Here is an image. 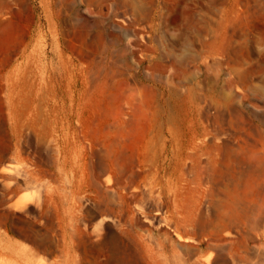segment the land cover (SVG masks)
<instances>
[{
  "label": "rangeland",
  "instance_id": "rangeland-1",
  "mask_svg": "<svg viewBox=\"0 0 264 264\" xmlns=\"http://www.w3.org/2000/svg\"><path fill=\"white\" fill-rule=\"evenodd\" d=\"M153 255L264 264V0H0V264Z\"/></svg>",
  "mask_w": 264,
  "mask_h": 264
},
{
  "label": "bare ground",
  "instance_id": "bare-ground-1",
  "mask_svg": "<svg viewBox=\"0 0 264 264\" xmlns=\"http://www.w3.org/2000/svg\"><path fill=\"white\" fill-rule=\"evenodd\" d=\"M51 101L54 102V98H52ZM48 104H49V101H48ZM49 116L50 114L47 116V121H51ZM235 206H236V203L234 201L226 202L225 208L221 210V214L227 213V211L234 208ZM180 254H181L180 250L177 247L173 246L171 247V249L167 251L165 256L168 260L173 261V260H177V258L180 257ZM159 262H160V258L157 257L156 255H153L152 259L147 260V264H159Z\"/></svg>",
  "mask_w": 264,
  "mask_h": 264
}]
</instances>
